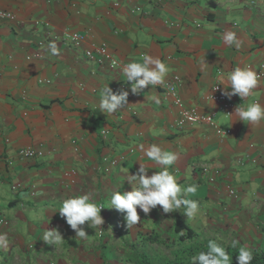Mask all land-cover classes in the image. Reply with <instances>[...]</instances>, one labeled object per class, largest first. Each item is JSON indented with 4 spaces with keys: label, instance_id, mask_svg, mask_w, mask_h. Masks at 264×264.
Masks as SVG:
<instances>
[{
    "label": "crops",
    "instance_id": "0c3cea01",
    "mask_svg": "<svg viewBox=\"0 0 264 264\" xmlns=\"http://www.w3.org/2000/svg\"><path fill=\"white\" fill-rule=\"evenodd\" d=\"M0 9L14 15L0 17V200L8 202L0 206V234L8 239L0 264L103 263L100 249L78 251L81 238L58 209L81 192L97 199L113 188L130 191L128 175L140 163L150 167L148 175L159 171L140 148L152 144L177 153L169 170L182 187L198 185L189 198L199 202L201 215L177 211L192 228L226 243L264 247V122L250 125L232 114L239 104L264 105V75L245 100L229 98V115L209 98L213 85L223 84L221 93L229 87L234 69L257 71L264 62V0H0ZM229 31L238 47L225 44ZM68 32L82 34L79 47ZM101 43L125 64L145 54L161 59L168 66L164 83L133 94L122 69L85 57V49ZM174 75L182 108L213 113L212 124L175 125L181 108L164 88ZM107 86L129 92L112 115L99 110ZM20 149L42 155L19 159ZM30 200L39 211L27 217L23 206ZM156 209L154 216L171 218L172 212ZM52 228L64 237L56 247L42 240Z\"/></svg>",
    "mask_w": 264,
    "mask_h": 264
},
{
    "label": "clouds",
    "instance_id": "9594fccd",
    "mask_svg": "<svg viewBox=\"0 0 264 264\" xmlns=\"http://www.w3.org/2000/svg\"><path fill=\"white\" fill-rule=\"evenodd\" d=\"M224 42L227 45L239 46V40L235 32H227L224 35ZM53 54H56L55 44L50 45ZM126 80L131 82V92L133 94L141 92L145 87L163 84L168 74V66L161 59L145 54L142 61H130L123 67ZM229 87L223 86V94L228 98L238 95L243 101L248 98L253 90L258 87V73L249 67L236 68L228 76ZM223 85V84H220ZM219 85V86H220ZM218 86V87H219ZM217 87V88H218ZM129 92H114L110 87L102 90L99 102L100 112L112 115L123 109L127 104ZM155 103L159 104L158 98L153 97ZM233 115L239 121L250 125L264 122V105L259 101L245 106L237 105ZM144 156L148 161L159 166V171L148 175L149 166L140 163L136 174L128 175L127 181L131 185V190H119L113 188L110 194V207L115 208L124 214L127 228L138 224L141 220L137 209L144 214H148L152 209L160 206L163 213L175 212L183 209L187 218H194L199 211V202L190 199L189 196L197 192L198 185L182 187L176 176L169 170L177 159L175 151H165L160 145L152 144L146 149L140 146ZM124 183V182H123ZM104 207L98 204L92 195L88 193L73 195L61 202L58 209L59 215L66 220V223L75 231V236L87 238L88 233L83 227L85 224L94 229L96 226L104 224L101 216V209ZM42 240L54 247L61 245L64 237L58 228L46 230ZM8 246L6 235L0 234V248ZM228 248L236 249L238 264H251L253 252L246 246L239 245L238 240H231L227 244L209 240L207 251H201L191 257V264H232Z\"/></svg>",
    "mask_w": 264,
    "mask_h": 264
},
{
    "label": "trees",
    "instance_id": "16d2710c",
    "mask_svg": "<svg viewBox=\"0 0 264 264\" xmlns=\"http://www.w3.org/2000/svg\"><path fill=\"white\" fill-rule=\"evenodd\" d=\"M110 194H103L99 197L100 204L104 206L101 216L106 210L116 211V214L124 216L115 208H109L111 206ZM157 211V209L152 211L153 217L150 216V219L146 215H140V222L132 226L134 229H127V237H133L131 230H134V240L132 241L131 238L122 242L124 246L121 256L122 264H191L193 255L207 251L210 239L227 244L214 235H205L192 228L189 222L182 218L180 212H172L171 218L161 220L154 216L158 213ZM121 235H123L122 232ZM251 250L253 252L251 264H264V247ZM228 251L232 256V264H238V248H228ZM103 263L110 264L104 256Z\"/></svg>",
    "mask_w": 264,
    "mask_h": 264
},
{
    "label": "built area",
    "instance_id": "2783aa9c",
    "mask_svg": "<svg viewBox=\"0 0 264 264\" xmlns=\"http://www.w3.org/2000/svg\"><path fill=\"white\" fill-rule=\"evenodd\" d=\"M117 3V1H116ZM0 17L1 18H8L13 19L14 15L12 12L0 9ZM66 37L70 44L74 47H79L81 45L83 36L82 34L78 32H68L66 34ZM85 57L88 59L98 63H107L112 68H120L123 69V67L126 65L124 62L119 61L116 59L111 52L108 50L107 45L105 43H101L99 45H96L93 48L85 49L84 51ZM258 77L261 78L264 75V62L260 63L258 66L257 71ZM179 82V77L174 75L172 77L171 81H167L164 84V88L174 96L175 98V104L181 108L179 111L178 117L175 120V125L178 128H182L186 125H191L194 123L204 122L207 124H212L213 120V113H200L197 111L196 108H182V102L181 100L175 95V85ZM219 84H215L212 86L211 91L209 93V98L212 100H216L219 102V109L224 112L226 115H229L231 112V108L233 103L231 100L225 96L223 93H221ZM218 87V88H217ZM219 132V131H217ZM42 155V152L37 149H20L16 153V157L19 159L24 158H33L34 156H40ZM116 161L112 160L111 164H115ZM203 171H206V166L204 165L202 167ZM67 176L75 174V171L71 170L70 173H66ZM218 172L215 171L213 176H210L208 179L210 182L214 181L215 175H217ZM16 189V187H13V190ZM229 195H234L235 190L232 187H229L228 189Z\"/></svg>",
    "mask_w": 264,
    "mask_h": 264
},
{
    "label": "rangeland",
    "instance_id": "374dc122",
    "mask_svg": "<svg viewBox=\"0 0 264 264\" xmlns=\"http://www.w3.org/2000/svg\"><path fill=\"white\" fill-rule=\"evenodd\" d=\"M183 187H186V186H183ZM81 193L83 194V192ZM94 200L98 204L101 203V200L99 198L94 199ZM7 204H8L7 201L0 200V206H7ZM33 205H35V203L32 200H30L25 203V206H23V208L26 209L27 217L28 216L32 217V213H36L37 211H39L38 208L36 209L32 208ZM205 205L206 204H203L202 206H205ZM115 212L116 211H108V210L104 211V213L102 214L104 218V224L102 226H96L94 227V229L90 228L95 234L91 236L89 234L87 238H81V240L78 242L79 244L76 245V248L78 249V251L93 254L94 252L93 247H95L96 248L95 250L100 249L102 251V255L105 257V260L108 261L110 264H122L121 256L124 252L123 251L124 246L122 242L124 240L131 239V238L133 241L134 240V230H131L133 233L132 235L133 237H127L126 231L128 228L126 226V221L123 220L124 216H120L119 214H116ZM197 215H201L199 214V211ZM63 220L65 219L63 218ZM185 220L187 222H191V219L187 220L185 218ZM84 226H87V224H85ZM132 228L133 227H131V229ZM120 231L123 233V235H121ZM68 239H69V243L72 242L73 244H75L72 238H68ZM137 248L140 249V247H137ZM94 254H95V257H91V258L94 259L96 263H98L100 261V257H98L99 253L95 252ZM99 264H103V263L100 262Z\"/></svg>",
    "mask_w": 264,
    "mask_h": 264
}]
</instances>
